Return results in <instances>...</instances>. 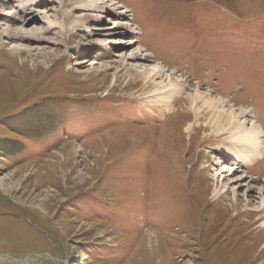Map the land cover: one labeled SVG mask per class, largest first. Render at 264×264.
Wrapping results in <instances>:
<instances>
[{
	"label": "rangeland",
	"instance_id": "374dc122",
	"mask_svg": "<svg viewBox=\"0 0 264 264\" xmlns=\"http://www.w3.org/2000/svg\"><path fill=\"white\" fill-rule=\"evenodd\" d=\"M95 1H0V264H264V0ZM196 94L262 158L227 160Z\"/></svg>",
	"mask_w": 264,
	"mask_h": 264
},
{
	"label": "bare ground",
	"instance_id": "6f19581e",
	"mask_svg": "<svg viewBox=\"0 0 264 264\" xmlns=\"http://www.w3.org/2000/svg\"><path fill=\"white\" fill-rule=\"evenodd\" d=\"M1 1V0H0ZM22 2L20 3V5ZM2 5H5V2H3ZM8 6V4H6ZM27 5H30L31 8L34 7L35 4H22L21 9L11 11V9L6 7L4 9V12H2V15L8 14V15H15L19 13L23 14L21 17H18V21H24L28 20L31 17H28V14H26V11L29 10ZM104 0H96L95 4H92L93 10L94 11H104L107 12V8L104 6ZM116 5L114 3L111 6ZM121 12H117L118 14H129L128 10L126 8L120 7ZM20 15V14H18ZM23 23V22H22ZM20 23V24H22ZM127 23H124V26ZM130 28H128L131 32L129 33L130 36H136V28H134L133 25L128 24ZM123 29V27H121ZM21 31H23L21 29ZM137 53L139 54L140 51L138 50ZM141 58L144 60L148 59L145 55H141ZM156 66V64H155ZM156 70V73L153 71L151 72V76L160 79L162 77L163 71L155 68L154 71ZM165 79L167 81V84L170 89L166 92H163L162 94L158 95V98H164V97H169L173 95L176 92H180L182 87L181 85L173 84V81L171 80L170 76L166 75L164 80H161L159 84L153 83L152 81V89L160 88L163 86V83L165 82ZM160 86V87H159ZM206 95V94H205ZM198 98H201V95L196 94L195 95ZM193 96L188 95L184 98L186 101H192ZM204 101V104L206 105L207 108H211V112L208 115V118L204 119L207 124H212V128L215 131L221 130V132H225L228 135L229 141L228 142L230 146H226L229 149H231L233 152L230 155V158L227 159L234 163V166H239L240 170H245L249 166H253V164L260 158H262V152H263V131L262 128L257 122H251L250 125H247L245 121H242V115H244L243 110H239V112H236L235 109L233 108H225L228 105L225 103V101L221 99H217L212 97L211 95H206L205 97L201 98ZM246 116V114H245ZM204 129H206V126H199ZM143 131V130H142ZM105 135V134H103ZM100 135L97 138L103 136ZM95 139V138H94ZM93 139V140H94ZM264 228V226H263ZM159 244V238L157 234L154 232H150L148 230L145 231L144 236L142 238V245L145 246L146 250L150 252L151 256L158 254L157 251V245ZM147 254V253H146Z\"/></svg>",
	"mask_w": 264,
	"mask_h": 264
},
{
	"label": "water",
	"instance_id": "95a60500",
	"mask_svg": "<svg viewBox=\"0 0 264 264\" xmlns=\"http://www.w3.org/2000/svg\"><path fill=\"white\" fill-rule=\"evenodd\" d=\"M24 214V217L28 220V217L26 216V214L25 213H23Z\"/></svg>",
	"mask_w": 264,
	"mask_h": 264
},
{
	"label": "trees",
	"instance_id": "16d2710c",
	"mask_svg": "<svg viewBox=\"0 0 264 264\" xmlns=\"http://www.w3.org/2000/svg\"><path fill=\"white\" fill-rule=\"evenodd\" d=\"M35 110H37V109H35ZM35 110H34V111H35ZM16 152H17V151H15V153H14V154H16Z\"/></svg>",
	"mask_w": 264,
	"mask_h": 264
}]
</instances>
